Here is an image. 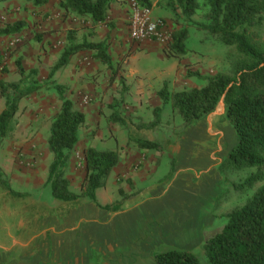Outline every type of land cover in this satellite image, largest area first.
Here are the masks:
<instances>
[{"label": "rangeland", "instance_id": "1", "mask_svg": "<svg viewBox=\"0 0 264 264\" xmlns=\"http://www.w3.org/2000/svg\"><path fill=\"white\" fill-rule=\"evenodd\" d=\"M59 1L46 0V3L41 6H34L26 0H8L0 4V27L6 21H22L26 24L24 30L19 34L0 38V53L8 70L5 74L0 72V81L18 83L24 89L30 85L36 87L35 91L20 101L11 130L0 145V222L5 219L9 220L7 218H14L18 213L24 211L25 206L29 210L23 213L22 219L27 223H33L36 219L41 220L37 227L42 228L46 224H52L54 219L59 220L60 216L67 215L70 210L77 208L84 200H87L84 199L79 205L63 206L66 207L63 210H54L50 189L45 184L48 166L52 161V155L47 147L50 124L61 105L54 90L57 73L52 78H48V75L66 45V32L81 26L77 18L64 15L58 7ZM115 2L128 6V16H123L121 23L118 22L119 25L110 21L108 16L105 24H101L96 27L95 31L93 30L95 33L92 34L93 36L84 34L82 32L84 30L81 31V29L79 32V35L84 34L88 40L105 44L107 55L111 60V69L104 66L97 59L95 53L87 52L84 57L73 62L71 72L65 76L69 77L65 80L77 81L88 87V89L83 88L77 91V103L81 102L84 107L87 106L90 110L85 113V124L79 129L78 145L70 154L69 166L71 168L68 177L71 184L70 190L73 193H78L80 190L85 174L82 150L87 142L92 143L94 140L98 144L97 150L116 151L118 158L120 156L121 163L128 159L127 155L131 156L128 159L131 161L129 169L125 172L127 177L133 175L134 178L138 177V180H141L152 176L161 183L160 186H169L178 172H175L177 168L173 170V160L168 157L162 158V154L168 146L174 145L188 130H183L178 113L170 105L163 106L160 102L159 108L163 107L162 124L156 139L164 138V141L169 144L165 147L164 144H160L158 151L144 150L145 157H142V152L138 155L134 151L130 154L127 153L135 145L128 141L125 127L111 120L112 114L119 113L131 119L135 124L141 123V121L148 123L153 118L154 107L150 99L139 101L135 91H132L137 80L140 83H147L145 87L151 86L156 98L157 92L154 90L156 89L154 88L156 80L165 79L172 92L201 88L204 85L202 78L213 77L216 74H229L233 66L241 60L234 48L222 45L216 36H212L207 31L211 21L210 8L205 0H196L193 13L189 16L184 15L181 8L176 7V0H150L152 4L150 10L159 16L167 15L166 18L158 17L156 19L161 21L164 26L167 41L163 43L153 40L136 42L131 40L128 34V25L135 1L115 0ZM117 7V5L112 7L110 11ZM150 18L151 20L155 19L154 17L152 19L151 14ZM61 19L63 21L71 20V28L69 27L70 29L65 31L62 42L60 37L52 49H44L43 33L38 32V26H44L46 23L48 26L45 27L53 29L57 21ZM183 29L187 32V39L184 43L185 54L173 58L167 55V53L171 54L172 34ZM250 36L253 43L264 42V20L259 21L251 29ZM144 43L151 46L147 47ZM18 68L23 70L22 74H19ZM33 71L36 73L34 77L30 74ZM113 71L115 74L112 73ZM156 71H159L160 76L157 77L154 74ZM74 74L75 76L71 77ZM196 74L200 77H196ZM70 90V86L65 87V96L69 95ZM4 104L5 101L0 96V112L4 109ZM222 112V108L218 106L216 111L207 118L221 115ZM227 126L229 131L222 130L224 138L217 135L218 139L215 142L209 141L206 145L203 144L205 148H214L215 152L211 154V158L217 165L220 157L218 154L223 149L222 143L223 145L225 143V152H228L236 144L234 130L230 125L227 124ZM230 135L231 137H229ZM183 147L188 148L189 146L183 145ZM187 153L189 157L187 163L194 162L191 165L197 163L191 160L194 159V153L190 151ZM155 161L156 164H154ZM197 167L196 171L199 176L206 173V170L201 171L199 163H197ZM243 178L244 174H236L228 179V191L226 190V198L230 199L228 209L241 205L245 200L244 196L235 194L230 188L231 183H239ZM107 181L108 189L105 186L98 189L95 194L96 201L101 205L108 204L107 202L113 200L112 193H110L113 188V191L116 192L115 181L112 183ZM5 185L16 193L30 195L33 203L31 204L30 200L22 203L17 199H8L3 192ZM108 195H110L109 198ZM141 200L142 197L138 196L137 202ZM123 203L121 204L122 210L129 206L123 207ZM39 204L44 207H38ZM226 223V218H223L216 228L224 226ZM213 234L208 238H211ZM136 240V233L129 232V243ZM204 241L199 247H192L189 251H185L195 255L202 264H206L205 257L201 252ZM166 250L173 249L165 248L155 253Z\"/></svg>", "mask_w": 264, "mask_h": 264}, {"label": "trees", "instance_id": "2", "mask_svg": "<svg viewBox=\"0 0 264 264\" xmlns=\"http://www.w3.org/2000/svg\"><path fill=\"white\" fill-rule=\"evenodd\" d=\"M8 0H0V4ZM34 6H41L46 0H26ZM148 10L150 0H134ZM210 8L211 24L207 31L216 36L222 45L234 48L241 57L229 74H216L202 78L204 85L172 92L169 83L164 81L156 95L163 106L170 105L178 113L183 130L189 129L205 120L218 108L223 100L224 115L236 135V144L227 157L217 165L224 182L236 174H244L239 183H231L230 188L245 200L233 207L226 215L227 223L211 238L204 241L201 252L206 264H264V42L253 43L250 31L264 20V0H205ZM115 0H60L58 7L64 15L79 19L81 26L66 32V45L57 62L51 67L48 78L64 69L71 59L79 53L93 52L97 59L111 69V60L103 42L88 40L95 34L96 27L105 24L108 13ZM176 7L189 16L193 13L196 0H176ZM26 24L22 21L6 22L0 27V38L22 32ZM81 30L84 34L79 35ZM87 36V35H86ZM93 36V35H92ZM185 29L172 34L171 54L176 58L185 54ZM19 74L23 73L18 68ZM0 72H8L0 53ZM115 74V72H112ZM32 77L36 73L30 72ZM196 77H200L196 74ZM35 86L22 88L18 83L0 81V96L4 99V109L0 112V145L11 130V125L20 101L35 91ZM61 102L59 111L50 124L47 140L52 161L48 166L45 184L49 187L54 210L79 205L84 199L96 206L112 212H120V202L101 207L96 201V191L118 164V153L114 150L87 148L84 155V177L80 193L70 190L66 172L70 154L78 145V132L85 124V115L74 109L70 100L65 98L63 87L55 86ZM162 108L153 109L150 122L135 124L131 119L113 113L111 120L125 127L128 141L140 150H157L160 144L168 145L164 138L157 140L160 133ZM132 135V136H131ZM134 135V136H133ZM120 196L125 198L121 190ZM3 192L8 199L19 202L33 199L28 194H19L6 185ZM30 204V205H31ZM36 205V204H35ZM37 206V205H36ZM38 207H44L39 204ZM154 264H202L193 254L166 250L154 254Z\"/></svg>", "mask_w": 264, "mask_h": 264}, {"label": "crops", "instance_id": "3", "mask_svg": "<svg viewBox=\"0 0 264 264\" xmlns=\"http://www.w3.org/2000/svg\"><path fill=\"white\" fill-rule=\"evenodd\" d=\"M116 5L118 7L112 9L108 16L110 21L119 25L118 22L121 23L123 16H128V6L114 2L112 7ZM150 14L154 20L158 17H167L156 15L153 10H150ZM69 19L57 21L53 29L45 27L48 26L46 23L44 26H38V32L43 33L44 49H52L60 37L62 39L60 41H63L65 31L71 28ZM82 32L85 33V30ZM144 44L147 47L151 46L148 43ZM86 54H77L64 69L58 71L54 85L63 87L64 90L70 86L69 95L65 98L72 102L75 110L84 115L90 110L81 102L77 103V91L88 87L77 81L65 80L69 78L65 76L71 72L73 62ZM154 74L160 76L159 71ZM73 76L75 74L71 77ZM164 81L166 80L155 81L157 82L155 92ZM146 84L137 80L132 91H135L139 101L150 99L154 108L159 107V99L154 97L151 86L145 87ZM223 115L222 112L221 115L198 122L193 128L186 130L174 145L167 147L162 158H171L173 170L177 168L175 172H178L167 187L160 186L161 183L152 176L141 180H138V177L134 178L133 175L127 177L125 172L129 169L131 161L128 159L131 156L127 155L128 159L123 160L124 163H121L119 156L118 164L112 170L113 174L110 173L112 174L110 178H108L110 174L108 175L102 187L106 186L108 189L107 180L109 183L115 181L116 192L113 191L114 188L110 191L113 200L107 202L108 204L97 203L100 206H111L117 202L121 204L126 202L123 203V207L129 206L120 212H105L90 201L84 200L67 215L60 216L59 220L54 219L52 224H46L42 228L37 227L41 220L34 219L33 223H27L22 219L23 213L29 210L25 206L24 211L14 218L0 222V264H154L156 251L165 248L189 251L192 247H199L203 240L209 239L211 234L223 227L216 228L232 209H228L230 199L226 198L229 184L223 181L217 164L211 158L215 150L203 146L209 141L215 142L218 136L224 138L222 130L229 131L227 126L229 123L223 119ZM183 145L189 147L184 148ZM222 146L223 149L218 154L219 164L234 147L225 152V143L224 145L222 143ZM89 147L97 149V141L87 142L84 150ZM132 151L136 155L142 152V157H145L144 150L133 146L127 153L130 154ZM189 151L194 153V159L191 160L199 163L201 171L206 170V173L199 176L196 171L197 163L194 165H191L194 162L187 163ZM70 168L68 165L69 170L66 172L68 181ZM119 189L125 198L120 196ZM138 196H141L142 200L137 202ZM129 232L136 233L135 242L129 243Z\"/></svg>", "mask_w": 264, "mask_h": 264}, {"label": "built area", "instance_id": "4", "mask_svg": "<svg viewBox=\"0 0 264 264\" xmlns=\"http://www.w3.org/2000/svg\"><path fill=\"white\" fill-rule=\"evenodd\" d=\"M128 34L131 40H153L166 42L167 38L163 23L159 20H151L148 9L133 4L128 25Z\"/></svg>", "mask_w": 264, "mask_h": 264}, {"label": "water", "instance_id": "5", "mask_svg": "<svg viewBox=\"0 0 264 264\" xmlns=\"http://www.w3.org/2000/svg\"><path fill=\"white\" fill-rule=\"evenodd\" d=\"M219 106L222 108V110H223V113H224V104H223V100H221V101H220V104H219Z\"/></svg>", "mask_w": 264, "mask_h": 264}]
</instances>
